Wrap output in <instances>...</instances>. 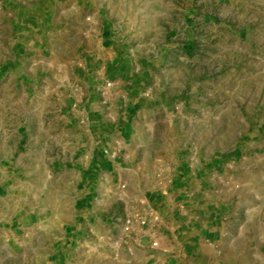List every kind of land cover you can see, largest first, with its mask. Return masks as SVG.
<instances>
[{
    "label": "crops",
    "instance_id": "obj_1",
    "mask_svg": "<svg viewBox=\"0 0 264 264\" xmlns=\"http://www.w3.org/2000/svg\"><path fill=\"white\" fill-rule=\"evenodd\" d=\"M17 1L15 31L0 35V106L14 107L12 122L0 118V264H264V204L247 210L228 183L244 140L229 153H178L166 185L151 188L150 174L156 115L191 107L195 35L236 37L255 52L253 7L242 1L236 20L232 0H194L183 32L136 58L103 0H44L41 12L37 0ZM22 106L36 119L23 120ZM27 165H50L52 187L45 216L29 227L6 215L18 208L7 190L23 184ZM132 215L144 222L126 232Z\"/></svg>",
    "mask_w": 264,
    "mask_h": 264
},
{
    "label": "rangeland",
    "instance_id": "obj_2",
    "mask_svg": "<svg viewBox=\"0 0 264 264\" xmlns=\"http://www.w3.org/2000/svg\"><path fill=\"white\" fill-rule=\"evenodd\" d=\"M103 1L116 24L117 40L129 46L136 58H142L157 55L171 37L178 31L183 32L187 8L194 0ZM232 1L234 6L228 12L236 20L245 16L242 1L253 7L248 16L261 30V36L255 37L256 41H261V49L258 44L255 52H247L236 37H231L227 44L204 42L201 35H195L198 58L196 68L191 70L196 77L195 87L188 94L191 107L156 115L158 121L155 137L151 139L150 157L151 180L155 183L152 181L151 188L166 185L172 178L173 165L170 164L177 160L178 153L189 152L193 157L214 151L229 153L244 140L246 151L242 165L230 169L228 183L231 196L253 211L264 204V0ZM43 3L44 0L36 1L40 12ZM20 4L17 0L10 3L0 0V35L15 31L10 18ZM215 52L219 55H214ZM68 78L67 74L54 75V83ZM13 117V106H0L1 119L12 122ZM22 119L35 120L36 113L31 112L29 106H22ZM27 166L23 184L7 190V205L16 202L18 208L14 211L7 207L6 215L29 220L26 225L29 227L40 221L41 215L45 216L46 195L51 194L52 187L46 176L50 165H42L40 173L37 165ZM57 188L54 184V193H61V187ZM27 232V228L22 230L23 240L28 239Z\"/></svg>",
    "mask_w": 264,
    "mask_h": 264
},
{
    "label": "built area",
    "instance_id": "obj_3",
    "mask_svg": "<svg viewBox=\"0 0 264 264\" xmlns=\"http://www.w3.org/2000/svg\"><path fill=\"white\" fill-rule=\"evenodd\" d=\"M153 216V215H152ZM156 221L158 220L156 217L154 218ZM144 222L143 218L139 215H132V216H128L127 220H126V225H125V231L129 232L131 231L132 227L134 226V224L136 222ZM153 246L157 247L158 243H153Z\"/></svg>",
    "mask_w": 264,
    "mask_h": 264
}]
</instances>
